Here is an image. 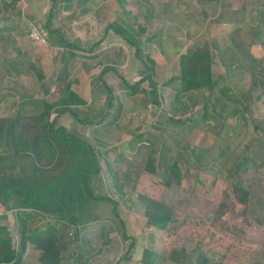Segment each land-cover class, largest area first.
Here are the masks:
<instances>
[{
  "label": "rangeland",
  "instance_id": "rangeland-1",
  "mask_svg": "<svg viewBox=\"0 0 264 264\" xmlns=\"http://www.w3.org/2000/svg\"><path fill=\"white\" fill-rule=\"evenodd\" d=\"M120 1L124 2L123 6ZM211 1L88 0L84 9L58 11L55 15L56 21L64 27L66 37L72 41L78 39L82 48L93 47L92 52L76 51L77 57L68 69L72 90L86 101L85 107L74 108L76 113L97 112L105 107L110 93L102 83L113 97L114 110L111 112L112 116L115 113L117 116L106 128L80 125L66 114L59 117L57 124L92 145L97 146L96 139L105 143L103 149L106 152L100 158L101 188L95 182L93 185L96 194L117 201L126 234L135 240L128 263L124 264H141L138 259L144 248L157 253L153 264H192L199 252L208 257L207 264H264V128L254 129L264 120V108L257 103L252 90L244 92L238 88L236 90L243 91L241 98L237 96L243 102L238 107H245L246 111L233 116L231 109L237 105H225V112L221 114L223 120L207 117L198 126L189 125L185 120L198 108L190 102L207 95L205 89L181 94L177 83L161 84L170 75H177L178 56L189 47L201 46L208 50ZM240 1L242 21L246 26L249 20L255 25L243 29L241 41L233 40L231 50L236 52L247 48L249 43H264V0ZM247 6L251 7L248 12ZM253 8L259 13L251 14ZM48 9L49 0H19L15 7L9 5V0H0V116L12 115L17 110L38 113L42 110V102L54 101L61 93V85L53 83L49 93L44 95L33 71L27 67L28 63L39 67L46 83L56 71L60 50L41 33ZM227 18L236 21V13ZM121 20L124 21L123 28L132 26L133 36L139 37L143 62L147 66L154 63L158 104L153 100V89L147 81L140 84L144 92L136 94L123 85L139 81L146 70L135 56L134 48L111 29L106 30L108 24H121ZM241 53L244 55L243 51ZM233 61L230 68L234 70L237 66L235 72H238L242 63ZM257 65L246 69H256ZM104 68L112 70L101 77V83L98 76ZM241 75L235 73L237 78ZM233 85L237 87L238 84ZM244 88L248 87L245 85ZM213 94L210 92V98ZM174 97L178 99L173 103ZM186 106L192 109L183 113ZM220 108L217 107V111L221 113ZM220 120L222 124H219ZM225 125L231 130L223 128ZM249 144L259 153L250 150L244 156H254L256 167L237 173L235 178L229 169L240 160ZM200 149L207 153L204 152V158L199 160ZM223 149L227 151L223 153ZM150 152L154 153V167L161 176H167V165L177 168L178 183L171 179V186L166 187L156 182L158 176L150 177L145 173L143 167ZM106 163L120 177L122 196L111 187V178L104 170ZM236 179L250 190L249 212L245 218L240 214L242 205L234 201L232 194L231 183ZM139 194L169 206L179 227L172 232L146 229ZM221 202L229 209L219 216ZM108 210L106 203L97 205L93 214L107 216L105 221L88 224L83 246L62 252L59 264H114L127 249L129 239L121 238L120 224L109 218ZM15 213L14 209L0 205V226L6 227L7 237L17 233ZM181 220L184 221L181 223ZM52 222V217H45L36 223L44 230ZM104 228L109 229L106 236ZM106 237L110 242L102 245ZM98 249L100 251L96 252ZM38 258V250L28 245L21 264H40Z\"/></svg>",
  "mask_w": 264,
  "mask_h": 264
},
{
  "label": "trees",
  "instance_id": "trees-1",
  "mask_svg": "<svg viewBox=\"0 0 264 264\" xmlns=\"http://www.w3.org/2000/svg\"><path fill=\"white\" fill-rule=\"evenodd\" d=\"M18 1L9 0V5L15 7ZM87 1L49 0V9L45 14L41 31L46 33L48 40L52 41V46L60 50L58 65L53 73V78L47 83L44 82V73L39 67L34 63H28L27 66L33 71L44 95L49 93L51 84L61 85L59 86L61 93L58 97L51 102H42L40 104L42 110L38 113H24L17 110L12 115L0 116V205L16 211L15 222L17 224V233L9 234V237H7L6 227L0 226V264H21L28 245L38 250L40 264H59L62 261V252L71 247L83 246V235L88 224L105 221L107 216L93 214L100 203L108 204L109 218L118 220L121 238L129 239L126 234L125 221L120 217L117 201L107 195L96 194L94 191V182L99 184L98 188H101L102 184L100 176L103 172L100 158L101 154L106 152L103 149L105 143L101 139H96L97 146L92 145L75 136L62 124H57L59 117L66 114L80 125L106 128L115 122L117 116V113L112 116L113 97L110 89L105 86V83H102L101 79L105 73L112 70L109 68L102 69L98 76L103 88L110 93L106 99L105 107L97 112L76 113L74 110L75 107H85L86 101L72 90L71 81L68 79V69L70 63L77 57L76 51L92 52L93 47L82 48L78 39L72 41L66 37L63 32L64 27L56 21L55 15L58 11H69L73 8L84 9ZM123 4L124 2L120 1V5L123 6ZM120 23L123 26L117 22L110 23L106 30L111 29L128 42L134 48L135 56L146 70V74L139 81L134 84L123 83V85L130 93L136 94L144 92L143 89H140V84L147 81L153 89V100L156 101L155 104H158L156 100L157 84L153 72L154 63L147 66L143 62L138 44L139 37L133 36L132 32L135 31L132 26L123 28L124 21L121 20ZM138 28L140 29V27ZM106 33L107 31H105V35ZM177 61V75H170L163 80L162 86L177 83V90L181 94L200 89H205L207 92V95L202 99L190 102L194 106L198 104L200 108L185 120L186 123L198 126V123L207 117L209 119L217 117L223 120L221 114L222 111H225L224 106L228 102L237 105L231 109L233 116L238 115L241 111H246L245 107L243 109L238 107L239 103L243 104L240 102L241 93L238 90L231 91L229 95L222 91L219 98L210 100L211 88L215 86V83L211 80L212 59L206 47L191 46L184 54L178 56ZM248 91L250 92V90ZM177 99L174 97L171 101L174 100V103ZM217 107H221V113L217 111ZM191 109L186 106L183 113H187ZM51 114H54V117L51 118ZM222 120L219 121V124H222ZM259 125L261 126L258 127ZM226 127L231 130L226 125L223 128ZM257 128H264V120L254 126L255 130ZM255 142L260 143V140H255ZM250 150L253 153H259L254 151L257 149H254L252 144L245 147L240 160L234 162L229 169L231 176L234 175L236 178L237 173L256 167V163L253 162L254 156L252 158L244 156ZM225 151L227 149H223L222 152ZM204 152L207 153L200 149L199 160L204 158ZM153 154L150 152L146 157L143 167L145 173L150 177L158 176L157 179L160 181L156 182H160L166 187L171 186V179L178 183L179 171L177 168L167 165L165 167L167 176H161L154 167ZM158 169L162 170L159 167ZM104 170L111 178V187L122 196L123 184L118 173L109 163H106ZM231 186L234 201L238 205H242L240 214L245 218L249 212V187H243L237 179L231 183ZM137 197L144 208L143 217L146 229L154 228L172 232L179 227L174 218V211L169 206L146 194H139ZM9 203H11L10 206H8ZM218 208L217 215L221 216L229 209V206L221 202ZM45 217H52L53 222L47 225L44 230H40L36 222ZM183 221L181 220V223ZM108 230L107 228L103 229L105 236ZM15 237H17V241ZM109 242L110 239L106 237L102 240V245L109 244ZM134 245L135 240L130 237L128 247L119 259L129 260L127 258ZM197 250L196 248L195 251ZM99 251L100 249L96 250V252ZM204 255L202 252L197 253L192 264H207L208 257L206 258ZM156 258L157 253L154 250L144 248L138 260L141 264H153Z\"/></svg>",
  "mask_w": 264,
  "mask_h": 264
},
{
  "label": "crops",
  "instance_id": "crops-1",
  "mask_svg": "<svg viewBox=\"0 0 264 264\" xmlns=\"http://www.w3.org/2000/svg\"><path fill=\"white\" fill-rule=\"evenodd\" d=\"M210 4L212 5L209 7V37L207 39V44L212 59L211 80L215 83V86L211 88V93L215 94L212 95L210 100L213 101L219 98L222 91L229 95L231 91H235L239 88L244 92L252 90L251 92L256 95L255 98L257 103L264 108V43L261 41L253 44L249 43L247 48L238 50V52L231 50L233 40L236 38V40L241 41L243 29L249 26L252 27L255 23L249 20L246 26V22L244 23L242 21L241 14L243 7L240 0H212ZM258 5L262 6L260 3ZM250 9L251 7L247 6V12ZM234 13H236L237 20H227L228 15H233ZM253 13L257 14L259 11L253 8L251 14ZM242 51L244 55H242ZM232 57L233 60H239L240 63H242V68L238 70V72H235L237 66L234 70L229 68V66L233 67L230 65L234 62L231 60ZM256 64H258L256 69H246L247 66L251 67ZM235 73H242V75L237 78ZM235 82L238 84L237 87L233 85ZM245 85L248 87L247 89L244 88ZM243 91L239 92L242 93ZM196 100L197 99L193 100V102ZM226 105L232 104L228 102ZM199 108L200 106H198L197 109ZM126 261L127 260L116 258L114 264L128 263Z\"/></svg>",
  "mask_w": 264,
  "mask_h": 264
},
{
  "label": "built area",
  "instance_id": "built-area-1",
  "mask_svg": "<svg viewBox=\"0 0 264 264\" xmlns=\"http://www.w3.org/2000/svg\"><path fill=\"white\" fill-rule=\"evenodd\" d=\"M41 33H42V35H44V38H46L45 36H46V33H43L42 31H41ZM39 37V36H38ZM43 38V37H42Z\"/></svg>",
  "mask_w": 264,
  "mask_h": 264
}]
</instances>
